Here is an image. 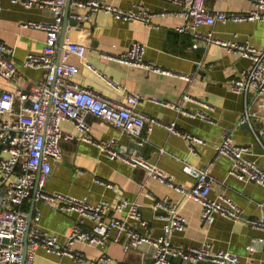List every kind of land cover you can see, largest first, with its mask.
<instances>
[{
    "label": "crops",
    "instance_id": "1",
    "mask_svg": "<svg viewBox=\"0 0 264 264\" xmlns=\"http://www.w3.org/2000/svg\"><path fill=\"white\" fill-rule=\"evenodd\" d=\"M100 1L121 9L145 8L154 15L149 23H145L138 18L123 19L104 10L93 11L75 0H70L69 4L66 1L61 14L59 43L61 33H64L63 42L70 37L88 45L84 60L71 57L79 65L73 79L78 85L90 87L110 98L123 99L128 92L139 94L137 108L153 120L148 119L145 123L142 144H137L124 130L92 113H86L85 117L93 141L83 139V132L72 121L63 120L62 155L51 161L45 190L74 197L86 196L92 202L106 201L109 204L105 210L107 217H126L125 211H116L115 203L122 199L135 202L147 225L135 221L134 228L151 238L163 232V220L158 214L168 211L166 205L177 202L186 225L184 229L171 233L174 246L184 248L209 242L213 251L227 250L237 254L242 261L264 264V228L247 221L259 217L264 211V185L229 174L231 158L217 155V145L223 138L224 129L229 127L232 140L246 146L247 156L264 167V133L260 132L264 129V94L257 97L251 89L247 93H236L231 90L229 82L243 68L250 67L252 60L214 42L205 44L200 40L198 46H193V30L178 31L175 28L182 23V18L176 14L179 5L174 0ZM206 3L212 10L238 13L256 7L254 0H206ZM52 19L53 13L48 7L37 4L27 7L18 1L0 0V40L13 48L10 57L17 66L14 78L0 76V91L16 87L30 89L45 74L44 68L23 62L28 52L42 50L45 31L20 23ZM197 28L205 33L211 31L214 37L222 39L235 35L238 41L248 40L257 48H264V19L217 21ZM132 41L145 45L143 58L151 68L108 56L117 54ZM59 53L60 49L57 58ZM155 66L165 71L153 70ZM185 92L188 98H183ZM176 104L191 110H203L208 118L183 114L177 111ZM242 117L247 120L240 121ZM173 121L179 133L166 127ZM103 139L136 151L171 174L175 183L185 188H189L194 179L185 172L183 160L207 166L215 177L209 196L215 198L224 193L231 197L241 208V218L237 220L215 212L211 223L204 222L200 202L183 196L181 191L153 177L145 168L119 157L109 158L96 143ZM191 145L195 147V153L189 152ZM3 190L0 184V194ZM156 201L162 203L157 205ZM23 206L32 213L31 226L48 230L63 242L78 218L75 211H62L59 200H28ZM37 210L40 215L35 220ZM90 224L86 220L85 225ZM125 238L124 231L113 229L104 246L73 243V247L84 251L82 261L48 252L39 246L34 258L25 264H93L102 254L109 256L106 264L148 263L153 246L143 242L125 251ZM180 262V257L171 258V264ZM198 264L215 263L203 260Z\"/></svg>",
    "mask_w": 264,
    "mask_h": 264
},
{
    "label": "built area",
    "instance_id": "2",
    "mask_svg": "<svg viewBox=\"0 0 264 264\" xmlns=\"http://www.w3.org/2000/svg\"><path fill=\"white\" fill-rule=\"evenodd\" d=\"M12 1L21 2L27 7L34 4L48 7L53 13V19L28 20L20 23L21 26L37 27L45 31L42 50L28 52L23 61L25 65L44 68L45 74L30 89L16 87L0 91V184L4 189L0 194V264H21L25 242L27 251L24 264L34 258L39 246L48 252L82 261L85 253L82 249L73 247V243L104 246L113 229L126 233L123 242L125 251L143 242L153 246V254L146 264H171L172 257H180V264H198L203 260L215 264H255L242 261L237 254L227 250L213 251L209 242L184 248L174 246L171 233L184 229L186 225L177 202L166 205L168 211L158 214L163 220V232L158 237L151 238L134 228L135 221L140 225H147V220L143 218L135 202L122 199L115 203L116 211H125L126 217H107L105 210L109 204L106 201L92 202L86 196L74 197L62 192L45 190V183L51 171V161L59 159L62 155L60 141L63 136L61 129L63 120L72 121L83 132V139L93 141L88 133L90 124L85 117L86 113H92L124 130L137 144H142L145 140L142 134L145 123L148 119H153L137 108L141 98L139 94L128 92L123 99H115L103 96L94 89L78 85L74 81L73 76L79 71V65L72 61L71 57L76 56L81 61L84 60L88 45L70 37L59 43L61 14L67 0ZM75 1L79 5L89 6L93 11L104 10L123 19L138 18L145 23H149L151 16L154 15V12L145 8L121 9L100 0ZM174 1L179 5L176 14L182 18V23L175 28L178 31L192 29L195 37L193 46H198L200 40L205 44L214 42L252 60L250 67L243 68L237 76L230 79L231 90L236 93H247L251 89L257 97L262 96L264 48L259 49L248 40L238 41L235 35L230 39L214 37L211 31L205 33L199 31L197 27L217 21L264 19V0H254L256 7L246 13L212 10L207 6L206 0ZM58 49L60 54L57 58ZM144 49L143 43L132 41L117 54L108 56L124 63L151 68L150 64L144 61ZM12 51L11 46L0 40V76L8 79L14 78L17 72V66L10 57ZM152 69L165 71L156 66ZM182 76L188 78L186 75ZM188 97L185 92L183 98ZM174 106L177 111L188 116L208 118L203 110L187 109L180 104ZM246 120L247 117H242L240 121ZM166 127L179 133L175 121L166 124ZM260 132L264 133V129ZM193 138L201 141L198 137ZM96 143L109 158L119 157L134 166L145 168L153 177L181 191L183 196L200 202L201 219L204 222L211 223L215 212L237 220L241 218V208L231 197L224 193L218 194L215 198L209 196L215 177L207 166L201 167L183 160L185 172L194 179L193 184L185 188L175 183L171 174L125 145H117L109 139ZM189 152L195 153V147L191 145ZM246 152L247 147L235 143L232 140L231 129L225 128L223 138L217 145V155L224 154L231 158L229 174L264 185V167L248 157ZM28 200L51 202L59 200V208L62 211L78 213V218L65 242L60 241L56 234L48 230L29 225V212L23 206ZM160 203L162 202L156 201L157 205ZM39 215L40 212L37 210L35 220ZM86 220L91 222L90 226L85 225ZM247 221L253 226L264 228V211H261L259 217ZM108 261L109 256L102 254L93 264H106Z\"/></svg>",
    "mask_w": 264,
    "mask_h": 264
},
{
    "label": "water",
    "instance_id": "3",
    "mask_svg": "<svg viewBox=\"0 0 264 264\" xmlns=\"http://www.w3.org/2000/svg\"><path fill=\"white\" fill-rule=\"evenodd\" d=\"M70 0H67V4H69ZM67 17V16H66ZM63 38H64V33H61V37H60V43L63 42ZM60 54V53H59ZM58 63V60L57 62ZM31 219H32V213H29L28 215V221H29V225L31 223ZM27 234V233H26ZM26 251H27V242H25L24 247H23V254H22V261L21 264H24L25 261V257H26Z\"/></svg>",
    "mask_w": 264,
    "mask_h": 264
}]
</instances>
